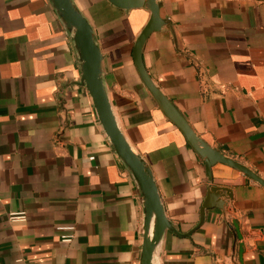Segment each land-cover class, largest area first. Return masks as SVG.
Returning a JSON list of instances; mask_svg holds the SVG:
<instances>
[{"label":"crops","instance_id":"crops-1","mask_svg":"<svg viewBox=\"0 0 264 264\" xmlns=\"http://www.w3.org/2000/svg\"><path fill=\"white\" fill-rule=\"evenodd\" d=\"M74 1L102 54L117 123L179 233L165 231L156 264H264V186L219 162L208 180L139 76L132 47L149 11ZM158 1L169 26L143 44L147 74L197 135L264 178V0ZM80 76L49 0H0V264H138V189ZM210 185L230 189L228 208L206 209L181 235ZM18 211L24 220L8 218Z\"/></svg>","mask_w":264,"mask_h":264},{"label":"water","instance_id":"water-1","mask_svg":"<svg viewBox=\"0 0 264 264\" xmlns=\"http://www.w3.org/2000/svg\"><path fill=\"white\" fill-rule=\"evenodd\" d=\"M113 6L130 10L144 8L149 11V17L134 40L132 58L139 76L147 90L155 100L163 115L177 126L187 144L204 161L208 180H211L210 169L215 163L232 166L256 183L264 186V178L239 161L223 154L220 150L210 146L189 125L182 113L154 84L147 74L142 60L141 51L147 37L154 31L168 28L169 23L159 15L158 0H107ZM57 17L61 21L65 32L70 37L77 56L81 73L80 84L88 91L97 118L105 132L114 152L127 168L138 189L142 208L141 246L138 264H156L155 252L166 230L179 234L167 219L160 201L157 186L154 182L150 167L146 160L132 149L121 131L111 108L103 80L100 52L93 29L82 14L74 0H49ZM231 199L230 189L225 186L210 185L200 207L198 223L189 232L181 234L187 236L198 227L204 217V211L211 207L225 210Z\"/></svg>","mask_w":264,"mask_h":264},{"label":"built area","instance_id":"built-area-1","mask_svg":"<svg viewBox=\"0 0 264 264\" xmlns=\"http://www.w3.org/2000/svg\"><path fill=\"white\" fill-rule=\"evenodd\" d=\"M8 218L11 220H24L25 219V212L24 211H18V212H10L8 214ZM59 230H67V231H71L73 229L72 226H58L57 227ZM61 241L64 242H69L72 238V234L71 233H63L61 236Z\"/></svg>","mask_w":264,"mask_h":264}]
</instances>
